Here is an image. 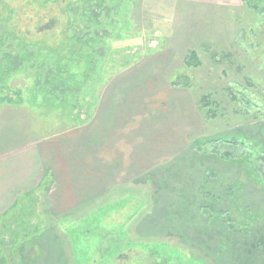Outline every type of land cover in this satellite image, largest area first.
<instances>
[{"label":"rangeland","instance_id":"obj_1","mask_svg":"<svg viewBox=\"0 0 264 264\" xmlns=\"http://www.w3.org/2000/svg\"><path fill=\"white\" fill-rule=\"evenodd\" d=\"M103 25L110 36L81 93L49 88L45 57L0 87V162L45 151L41 187L19 207L0 204V264H264V186L252 179L264 180V155L240 139L208 142L261 136L264 0H124ZM53 148L86 152L115 189L59 207L70 183L46 155ZM240 181L232 199L228 184Z\"/></svg>","mask_w":264,"mask_h":264},{"label":"trees","instance_id":"obj_2","mask_svg":"<svg viewBox=\"0 0 264 264\" xmlns=\"http://www.w3.org/2000/svg\"><path fill=\"white\" fill-rule=\"evenodd\" d=\"M123 2L124 0H0V51L6 49L2 54L0 52V87L24 63L45 57L52 60L46 78L47 86L63 93H81L97 68L101 55L97 42L110 36L103 25L104 20L117 14ZM200 64L197 52L192 51L188 65L198 67ZM3 100L0 99V102ZM199 104L201 108L210 106V96H203ZM209 114L216 117L210 111ZM260 130L261 136L258 137L234 138L221 134L208 142L220 143L223 140L226 141L225 144H234V139H240L243 147L256 149L257 155H264V123L260 124ZM237 144L239 143L234 146H238ZM220 155L228 163V160H234L230 151ZM235 160L247 162L245 155ZM248 170L252 171L249 167ZM255 174L253 170V181L264 186L263 178ZM242 183L228 184V194L232 199L237 200L236 186ZM19 206L20 203L17 207ZM15 208L16 206L10 210ZM227 217L233 221V227H240L238 219L232 213Z\"/></svg>","mask_w":264,"mask_h":264},{"label":"crops","instance_id":"obj_3","mask_svg":"<svg viewBox=\"0 0 264 264\" xmlns=\"http://www.w3.org/2000/svg\"><path fill=\"white\" fill-rule=\"evenodd\" d=\"M86 134L85 136L83 135L84 138L88 136ZM89 151L92 152L91 147H89ZM44 154L45 151L41 149L27 148L13 153L11 155L12 157L7 156L8 159H5L7 161L0 162V172L3 171V168L7 169L6 166L9 169V171L7 170L5 172L7 174L5 179H9V181H7L8 183H5V181L3 185L4 191L2 193L4 194V198L0 201L2 207L12 206L20 197L32 195L45 182L44 176L39 181ZM83 154L75 149H72V151H63L59 154L54 148L46 154L51 157L50 162H52L53 166L58 168V170H55L56 173L58 172L61 179L65 173L64 178L68 179L70 183L68 186L63 184L59 187L56 196L59 207H64L65 205L78 201L81 203L84 201L96 203V201L102 200L115 189L114 185H108L110 183L108 182L109 178L107 176L103 177L98 173L99 171H96L100 167L95 158L89 157L86 152ZM61 157V162H59ZM7 164H10L13 171ZM96 165L98 166L97 168ZM74 178L84 179V181L80 185H76L75 181H73ZM51 202L46 198L45 203L47 206Z\"/></svg>","mask_w":264,"mask_h":264}]
</instances>
